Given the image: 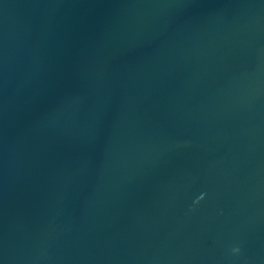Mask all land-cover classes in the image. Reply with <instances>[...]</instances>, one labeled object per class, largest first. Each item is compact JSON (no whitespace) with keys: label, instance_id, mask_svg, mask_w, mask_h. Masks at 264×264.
<instances>
[{"label":"water","instance_id":"95a60500","mask_svg":"<svg viewBox=\"0 0 264 264\" xmlns=\"http://www.w3.org/2000/svg\"><path fill=\"white\" fill-rule=\"evenodd\" d=\"M0 264H264V0H0Z\"/></svg>","mask_w":264,"mask_h":264},{"label":"clouds","instance_id":"9594fccd","mask_svg":"<svg viewBox=\"0 0 264 264\" xmlns=\"http://www.w3.org/2000/svg\"><path fill=\"white\" fill-rule=\"evenodd\" d=\"M233 251H238V249H233Z\"/></svg>","mask_w":264,"mask_h":264}]
</instances>
